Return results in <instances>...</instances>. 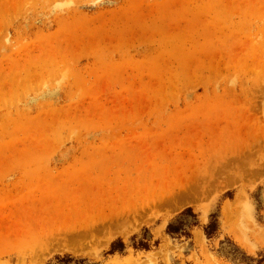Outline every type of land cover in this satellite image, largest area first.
I'll return each mask as SVG.
<instances>
[{
	"label": "rangeland",
	"instance_id": "374dc122",
	"mask_svg": "<svg viewBox=\"0 0 264 264\" xmlns=\"http://www.w3.org/2000/svg\"><path fill=\"white\" fill-rule=\"evenodd\" d=\"M63 255L264 264V0H0V264Z\"/></svg>",
	"mask_w": 264,
	"mask_h": 264
},
{
	"label": "trees",
	"instance_id": "16d2710c",
	"mask_svg": "<svg viewBox=\"0 0 264 264\" xmlns=\"http://www.w3.org/2000/svg\"><path fill=\"white\" fill-rule=\"evenodd\" d=\"M189 218V220H187ZM210 222L205 226L204 233L207 238H211L217 232V215H210ZM197 226L196 215L192 213L191 208H186L182 211L175 221H171L166 227V234L171 237H185L189 239L191 237L190 231L192 227ZM132 247L135 250L148 251L150 249V239L147 237V230H143L142 238L137 240L134 235L131 237ZM158 243L155 242V246ZM126 246L121 239H116L110 244L109 250L105 253V256H113L115 254L123 255L125 253ZM48 264H99L91 262L85 258H75L71 255L56 256L53 261Z\"/></svg>",
	"mask_w": 264,
	"mask_h": 264
}]
</instances>
